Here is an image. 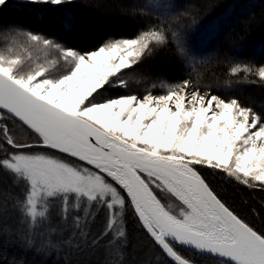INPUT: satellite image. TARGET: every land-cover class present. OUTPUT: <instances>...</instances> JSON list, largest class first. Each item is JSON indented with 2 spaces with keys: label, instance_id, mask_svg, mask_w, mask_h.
I'll return each instance as SVG.
<instances>
[{
  "label": "snow or ice",
  "instance_id": "snow-or-ice-1",
  "mask_svg": "<svg viewBox=\"0 0 264 264\" xmlns=\"http://www.w3.org/2000/svg\"><path fill=\"white\" fill-rule=\"evenodd\" d=\"M129 14L144 19L133 37H109L86 52L42 29H9L0 46V175L19 192L0 194V237L45 255L103 248L105 264H125L131 212L158 253L147 264H195L185 252L216 264H264V232L231 209L197 167L264 188V110L193 79L209 58L192 55L181 22L187 13L174 0H147ZM72 20L64 13L65 30ZM169 45L190 69L183 79L157 77L142 96L118 94L129 86L125 70ZM228 76L229 86L231 78L264 84V64L231 61ZM158 193L175 198L176 210Z\"/></svg>",
  "mask_w": 264,
  "mask_h": 264
},
{
  "label": "trees",
  "instance_id": "trees-1",
  "mask_svg": "<svg viewBox=\"0 0 264 264\" xmlns=\"http://www.w3.org/2000/svg\"><path fill=\"white\" fill-rule=\"evenodd\" d=\"M146 2L72 0L70 4L54 7L29 4L25 0H8L7 6L0 7V46L6 43L9 29L20 24L42 29L81 52L90 51L109 37H133L144 26V19L133 17L129 12L135 5ZM174 3L176 11L187 13L181 22L191 36L192 55L209 58L207 63L196 65L193 79H198L200 87L213 94L226 99L235 96L256 111L264 110V84L259 83L256 77L241 83L231 78L233 83L230 86L227 83L231 61L252 62L257 66L264 64V55H261L259 47L264 45V0H174ZM64 13L73 17L70 30L63 27ZM216 23H221L222 28L219 32L210 31ZM188 71L190 69L176 55L175 48L169 45L146 58L140 65L125 70L129 86L124 91L144 95L151 84L157 82V77L175 82L183 79ZM152 91L161 94L159 88ZM197 167L231 209L257 231L264 232V188L248 187L230 180L219 170ZM18 192L19 189L12 185L8 177L0 175V194L11 193L14 196ZM158 195L166 205L172 203L175 206L178 203L175 198L163 193ZM2 199L3 195H0ZM7 223L15 231L17 225L14 217L10 215ZM126 228L128 243L124 254L125 264H147L148 260L158 255L131 212L127 217ZM49 253L45 255L34 249H24L17 240L0 237V264H105L107 259L103 248L84 252L49 250ZM184 255L192 257L195 264H216L212 257L193 256L190 252Z\"/></svg>",
  "mask_w": 264,
  "mask_h": 264
},
{
  "label": "rangeland",
  "instance_id": "rangeland-1",
  "mask_svg": "<svg viewBox=\"0 0 264 264\" xmlns=\"http://www.w3.org/2000/svg\"><path fill=\"white\" fill-rule=\"evenodd\" d=\"M222 28V24L221 23H216L214 26H213V28L212 29H214V32H219V30ZM124 92H126V94H128V92L127 91H124V89H121V90H118V94H124ZM113 94H117V93H113ZM126 94H124V95H126ZM142 93H139V94H136V95H140V96H142L141 95ZM58 155V154H57ZM257 184H259L260 182H256ZM168 201V200H167ZM170 204H172V203H170ZM173 205V204H172ZM173 208L175 209V206L173 205ZM176 210V209H175Z\"/></svg>",
  "mask_w": 264,
  "mask_h": 264
},
{
  "label": "water",
  "instance_id": "water-1",
  "mask_svg": "<svg viewBox=\"0 0 264 264\" xmlns=\"http://www.w3.org/2000/svg\"><path fill=\"white\" fill-rule=\"evenodd\" d=\"M209 257V256H208Z\"/></svg>",
  "mask_w": 264,
  "mask_h": 264
}]
</instances>
